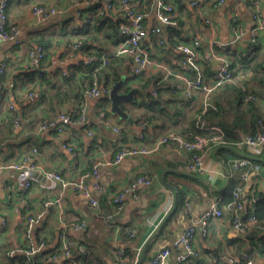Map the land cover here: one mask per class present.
<instances>
[{
	"label": "crops",
	"instance_id": "obj_1",
	"mask_svg": "<svg viewBox=\"0 0 264 264\" xmlns=\"http://www.w3.org/2000/svg\"><path fill=\"white\" fill-rule=\"evenodd\" d=\"M259 1L264 19V0ZM247 2L225 0L217 8L213 0H207L201 12L213 22L212 28L207 27L202 33L206 43L210 40L222 44L230 41L234 14H237L244 31L241 44L236 48L225 47L224 51L237 52L236 59L232 60V68L256 97L255 105L248 111L242 106L238 107L234 104L233 93L223 88L216 94L224 106L220 121L212 120V124L208 122L210 125L205 121L206 132L219 130L224 135L218 125L222 122L225 130L239 140L209 148L204 155L206 170L200 176L183 171V154L176 147L162 148L148 156L127 157L115 166H101L98 181L103 195L96 210L89 207L88 200L81 194L71 190L61 192L57 184L47 182L40 173L30 175L23 171L0 169V264H16L8 260L9 252L25 251L37 247L41 242L45 244L42 251L54 253L58 250L62 231L77 243L83 256L95 257L102 264H115L118 249L134 253L137 257L135 264H138L146 245L148 248L141 264H150L156 252L171 249L172 243L190 223L197 228L194 246L198 257L185 264H222L225 256H237L250 250L251 242L244 241L242 235L232 229L230 211L223 207L227 195L238 186L242 188L243 196L264 200V144L258 151L242 144L243 137L251 132L252 119L256 114L264 123V31L257 43L251 42L253 22L246 7ZM39 3L58 8L61 13L41 21L31 13V7ZM176 5L186 19V25L178 27L180 36L185 30L198 36L200 13L192 9L187 0H179ZM140 10L147 15V27L158 24L150 3H146L144 9L140 7ZM7 15L9 25L19 29V43L0 42V65L6 64L4 72L0 74V167L7 163H22L30 157L42 170L60 172L74 178L90 171L96 162L112 159L122 145L138 146L140 142L136 140V134L140 132L144 136L141 143L150 147L157 138L173 132L175 127L185 128L192 116L197 118L195 112L200 108V101L182 111L176 126L166 119L165 127L161 121H156L145 124L141 130L136 124L137 116L142 112L140 109L129 102L121 103L122 110L134 120L130 125L112 114L109 100L101 97L86 101L85 123L71 125L72 136L36 132L35 126L41 120L54 118L58 114L71 115L75 111L78 100L73 87L70 90L65 87L68 97L61 96L62 79L75 74L73 82H78L80 72L93 66L87 63L91 51L101 50V54L112 56L121 41L116 30L122 17L118 13H107V17L117 23L114 35H118V38L105 37L102 32V35H95L96 41H85L81 29L91 15L89 8L73 7L68 0H11ZM163 37L167 38L168 33L149 38L150 48L157 50L158 42ZM76 41H80L77 51L72 48ZM37 45L42 46L46 54L41 70L36 72L29 67L27 54ZM159 56L153 55V58L163 61L171 69L187 73L186 68L176 64L171 50L167 49ZM117 60L113 66L120 69V80L124 79L119 92L127 93L125 90L128 86L139 89L140 79L130 76V60L126 57ZM212 70L209 78L216 71L213 65ZM150 89L151 84L143 94L150 93ZM30 92L34 93V99L28 98ZM136 100L139 101L140 96H136ZM228 102L232 103L231 107ZM101 111L107 112L113 126L120 128V135L101 124ZM14 119L19 121V126L15 125ZM88 131H91V136L87 135ZM67 140L75 147V156L63 148ZM33 149L37 150L35 156L32 155ZM239 159L248 162L241 170L247 173L245 181L240 180V171L232 168V162ZM140 176L152 179V186L140 188L137 196L126 195L121 214L110 218L113 206L109 197ZM25 178H31V187L27 191L23 189ZM49 202L56 203L45 207L44 204ZM180 202L183 204L179 207ZM211 204L222 209L223 215L212 220L206 234H203L198 221ZM187 207L189 212L186 214ZM28 218L35 221L31 229L27 228ZM82 223L84 229L73 228L74 224ZM129 233L133 236L130 237ZM256 242L253 260L255 264H263L264 253L257 250L264 251V243ZM170 251V257L164 264H178L176 252ZM39 254L33 257L39 264H45L48 255L41 257ZM63 262L65 259H60L58 264Z\"/></svg>",
	"mask_w": 264,
	"mask_h": 264
},
{
	"label": "built area",
	"instance_id": "obj_2",
	"mask_svg": "<svg viewBox=\"0 0 264 264\" xmlns=\"http://www.w3.org/2000/svg\"><path fill=\"white\" fill-rule=\"evenodd\" d=\"M190 7L200 13L201 27L198 36H193L188 30H185L182 35V40L172 46H167V43L160 39L158 42V49L153 50L149 46L148 39L151 37L163 36V28H178L180 22L182 26L186 25V19L183 13L178 11V7L171 1L164 0H149L158 22L153 27H147L145 12L140 10L145 8L146 2L144 0H100L103 11L107 13H118L122 17V21L118 24L117 30L121 36V41L116 46L112 56L100 55V59L95 57L94 52L91 51L87 57V63L94 65L99 63L98 69H104L108 66L109 58H124L130 60V76L131 78L145 80L154 74H160L159 81L155 85H151L150 93L153 97H177L180 99V104L185 107L193 106L200 101L199 113L197 114L199 128L206 130L204 120H201V115L205 114L208 108H214L211 99L214 91L225 85L235 84L236 81L241 79V76L235 75L234 69L230 67V60L225 53V47L236 48L241 44L244 36V31L239 23L237 14L233 15L232 22V36L229 42L222 44L218 41L210 40L207 43L202 38V33L207 27L212 28L213 22L202 12V5L207 0H187ZM214 7H221L225 0H213ZM11 0H0V42L18 44L19 29L8 23V7ZM73 7H86L89 8L94 5L97 0H68ZM246 7L251 14L253 22V29L250 32V40L257 43L260 34L264 31L263 11L259 0H248ZM31 13L41 21L61 13V10L53 6H48L44 3L34 4L31 7ZM78 15V12H77ZM80 47L79 41H76L72 48L77 51ZM167 49L171 50L174 54L176 64L186 68L187 73L178 72L168 67L163 61L156 60L153 55L159 56L164 54ZM45 49L37 45L28 51V65L33 70L41 69L45 59ZM160 57V56H159ZM213 60H219L221 63L218 65L215 74L212 78H206L203 73V66L201 63L212 64ZM6 64L0 65V74L4 72ZM46 78V77H45ZM169 88V90H168ZM167 89V90H166ZM163 90V91H162ZM244 93L243 101L247 104L256 100L255 96L248 92L247 87L243 86ZM110 88L106 87L103 81H99L97 77L91 83L85 84L80 92L81 103L79 104V116L73 120L69 114H58L54 118L41 120L35 126L38 133L41 132H54L58 136H72L70 127L73 124L85 123V109L86 101L89 99H100L101 97L108 96ZM28 98L34 99V93L27 94ZM179 104V105H180ZM182 106V105H180ZM101 124L106 128H111L114 133L120 135L121 130L119 127H114L112 120L106 116L105 111L99 114ZM16 126L20 123L14 119ZM259 129L253 134L245 135L242 139V144L246 145L249 149L258 151L264 144V126L259 124ZM145 123H141L139 128L142 130ZM216 130V129H212ZM91 136V131L87 132ZM221 132L216 130L215 133L208 137H201L195 135L190 138L182 137L177 134L163 135L157 138L152 146L148 147L142 144L144 136L140 132L136 134L138 146L122 145L120 149L114 154L110 160L96 162L91 167V170L83 174L68 178L60 172L42 170L39 168L33 158H28L22 163H7L0 167L1 170H12L28 173H40L41 176L50 183H55L59 186L61 192L71 190L73 193H78L88 200L89 207L93 210L98 209L99 201L103 195V188L99 183V172L101 166H115L127 157H140L148 156L151 153L157 152L162 148H178L183 154L182 169L186 173L200 176L205 173L204 155L206 151L212 146L224 145L221 141ZM65 148L72 155H76V149L68 140L63 144ZM37 150H32V155L35 156ZM248 162L245 159L234 160L232 168L239 170V178L242 181L246 180L247 173L241 171L247 166ZM152 179L146 176L136 178L131 184L123 187L109 197L113 206V212L110 218L118 216L123 210L124 199L126 195L132 194L137 196L140 188H150L152 186ZM24 191L31 187V178H25ZM242 188L236 187L232 193L233 201L226 205L227 210H231L230 226L234 231L241 234L244 232V223L240 217L241 212L245 206H253L257 202L255 196L243 198ZM58 202V201H56ZM54 203H45L44 206L48 207ZM189 212L187 207L185 213ZM223 215V210L215 204H211L201 215L199 225L202 233L206 234V228L212 220L219 219ZM249 221H254V218H249ZM32 218L27 219V228H32L34 225ZM4 224V221H2ZM85 225L74 224L75 230L84 229ZM197 228L194 223H190L179 237L172 243L171 249L176 252V260L178 264H185L190 259L198 257V251L195 249L194 242L196 238ZM132 237L133 234L129 233ZM59 247L54 253L48 255L50 262H58L60 259L70 260L73 256V250L78 246L77 243L69 239L65 231L59 235ZM45 247L44 242H41L37 247H32L28 250H13L7 255L8 260L15 261L18 255L24 256L29 259L39 254ZM171 249L165 248L156 252L150 260V264H164L170 257ZM125 252L123 249H118L115 264H125L123 256ZM223 263L225 264H255L254 260L247 254L243 253L240 256L227 255L224 257ZM264 264V263H263Z\"/></svg>",
	"mask_w": 264,
	"mask_h": 264
},
{
	"label": "trees",
	"instance_id": "obj_3",
	"mask_svg": "<svg viewBox=\"0 0 264 264\" xmlns=\"http://www.w3.org/2000/svg\"><path fill=\"white\" fill-rule=\"evenodd\" d=\"M135 1H141V0H133V2H135ZM144 1L146 3H149V0H144ZM164 1H166V2L171 1V2L176 4V3H178L179 0H164ZM89 12L91 15L84 22L83 27H82L83 29H81V32H83V34L85 35V41H87V40L96 41L97 39H95L96 38L95 35H100V34L102 35V32L104 33L105 37L118 38V35H114V33H115L114 29L117 27V23L113 22L111 20V18L107 17V13H104L103 8H102V4L100 2L99 3L97 2L94 5H92L91 7H89ZM181 25H182V22H180V26ZM89 32H91L90 35H89ZM163 32H164L163 36L167 32L168 37L167 38L163 37L161 39L164 40L167 43V46H169V47L172 46L173 44L177 43L179 40L183 39L180 36V32H178V28L175 29V28L165 27V28H163ZM100 51L94 52V55L98 59V61L100 59V55H102ZM236 55H237L236 51H232L231 53H227V56L230 60V67L231 68H232V60L236 59ZM108 58H109L108 66L105 67L104 69L99 70L98 67H99L100 62H97L93 66H91L90 68L86 69L85 71L80 72L81 76L77 80L78 82H76V80H75V82H73L75 74H72V76H70V74L67 76L65 75L67 78L64 77L62 79V81H63V86L61 87L62 90L59 88L61 96L63 95L64 97H66L67 95H69L68 91L65 87H67L69 90L71 87H73L74 93L76 95L75 98L78 100L77 108L70 115L73 119H76L79 116V109L78 108H79V104L81 103L80 92H81L82 87L85 84L91 83L93 81V79L95 77H97V79L99 81H101V82L103 81L105 86L111 89V85L112 84L115 85L116 82H118L120 80V78H121L120 69L119 68L116 69L113 66L114 63H116L115 59L120 60V58H113V57H108ZM201 66H203L204 76L209 79V76H212V72H213L212 65L210 63H201ZM40 70L41 69L35 70V71L37 72ZM159 78H160V74H154L145 80H140V82H139V85H138L139 89L138 88L136 89V93L134 95V101L131 102V104L134 107H136L142 111L137 116L136 124L138 126L141 123H145L147 125H150L156 121H161L162 126L165 127L164 123L166 122V119L171 120L172 125L176 126L179 124L182 111L188 107V106L185 107V106H183V104H180L179 103L180 99H178L177 97L164 98V97L159 96V97L155 98V97L151 96V93L143 94L145 89L149 86V84L155 85L159 81ZM66 79H70V80H66ZM133 79H135V78H133ZM243 86H246V85L243 84L239 80V81H236L235 84L225 85L223 87L216 89L214 91L213 97L211 99V103H212L214 108H208L206 113L201 115V120H204V122L207 121L208 125L212 124L211 123L212 120L220 121V119H221L220 116L223 113L224 106L222 105V103H220L218 101V95H216V94L217 93L219 94V92L222 91L223 88H226L227 90H229L230 92L233 93V97L235 99L234 104H236L238 107L242 106V108H245L247 111L250 109H253L252 107L255 105L256 100L254 102H250L247 104L243 101V99H244V93L242 91ZM126 89L127 90H125V91L128 92L129 90H131L133 88L128 86ZM168 90H169V88H168ZM247 90L249 93H251L248 88H247ZM136 96H140L139 101L136 100ZM179 104L182 106H180ZM228 104L231 107L232 103L228 102ZM198 113H199V110H197L195 112L196 115ZM108 114H110V112H108ZM106 116H107V112H106ZM260 123H262V125L264 126V123L262 122L260 117L257 116V114H256L252 119L251 132L248 134H253L255 131H257L259 129ZM218 125L221 126V128L224 131V135L221 132V136H222L221 141L224 144L233 143V142H236L237 140H239V138H235L233 134H229L231 132L225 130V127H224V125H222V122L218 123ZM170 134H177V135L182 136V137L190 138V137H193L195 135H198L201 137H208V136L212 135L213 132L208 133V132H206V130H201L199 128L198 118H196V116L194 115V117L192 116V118H190L188 120V124L185 128L175 127L173 129V132H169V133H166L163 135H170ZM241 196L243 198H247L246 196H243V195H241ZM232 201H233L232 193H229L227 195L226 200L223 202V207H226V205H228ZM182 204H183V202H180L179 207ZM230 216H231V210H230ZM240 217L244 223V226H243L244 232L241 233V235L243 237L242 239L246 242L247 241L251 242V244H250L251 248L249 251L241 252L237 256H240L243 253H247L253 259V254H256L254 251V250H256L255 249L256 246L254 244V241H257L258 243H264V234H263V232H264V200H258V198H257V202L255 203V205H253V206L246 205L244 210L241 212ZM249 218H254V221H252V222L249 221ZM88 247H90V246H88ZM88 247H87V249H88ZM79 249H80L79 246H77L73 250L72 258L70 260H65V262H63V264H102L95 257L83 256ZM257 251H262L264 253L263 250H257ZM124 252H125V254L123 256V261L125 262V264H135L136 259H137L136 255L134 253L128 252V250H124ZM45 255H49V252L42 251L39 254V256H41V257L42 256L45 257ZM13 262H15L16 264H39L38 260L36 261L34 257L27 259L24 256H17L15 258V261H13ZM115 263H117V262H115ZM45 264H58V262H50L47 258ZM222 264H225V263H222Z\"/></svg>",
	"mask_w": 264,
	"mask_h": 264
},
{
	"label": "water",
	"instance_id": "obj_4",
	"mask_svg": "<svg viewBox=\"0 0 264 264\" xmlns=\"http://www.w3.org/2000/svg\"><path fill=\"white\" fill-rule=\"evenodd\" d=\"M118 32V30H116ZM221 63L219 60H213L212 65L214 66V69L216 70L218 65ZM124 84V79H121L119 82H117L113 88L110 90L109 95L105 96L104 98L108 99L110 102V112L116 116L119 117V119L126 121L128 124L132 125L134 123V120L132 117H130L125 111L121 108V103L123 102H133L134 101V94L136 93L135 89L129 90L127 93H120L119 89ZM169 219V216L167 217ZM148 246L146 245L139 260L138 264H141L144 260L145 253Z\"/></svg>",
	"mask_w": 264,
	"mask_h": 264
}]
</instances>
